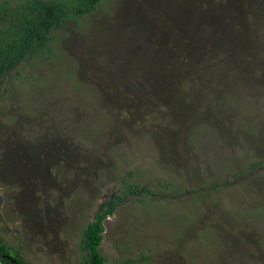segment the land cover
<instances>
[{
  "label": "rangeland",
  "instance_id": "obj_1",
  "mask_svg": "<svg viewBox=\"0 0 264 264\" xmlns=\"http://www.w3.org/2000/svg\"><path fill=\"white\" fill-rule=\"evenodd\" d=\"M53 36L0 87L12 251L82 264L126 179L152 194L106 219L107 264H264V0H104Z\"/></svg>",
  "mask_w": 264,
  "mask_h": 264
},
{
  "label": "trees",
  "instance_id": "obj_2",
  "mask_svg": "<svg viewBox=\"0 0 264 264\" xmlns=\"http://www.w3.org/2000/svg\"><path fill=\"white\" fill-rule=\"evenodd\" d=\"M104 0H0V87L6 76L24 61L31 60L45 51H50L54 32L65 23L78 20L93 13ZM1 95V92H0ZM260 162L251 163L255 167ZM127 184L122 192L115 193L104 201L94 219L86 226L81 248L82 264H107L101 252L104 240L105 221L117 207L130 196L152 194L143 184ZM204 229L202 236H207ZM207 233V234H206ZM212 236V235H211ZM203 238V237H202ZM212 238L210 239V241ZM0 236V262L2 264H33ZM140 261H148L142 256Z\"/></svg>",
  "mask_w": 264,
  "mask_h": 264
},
{
  "label": "flooded vegetation",
  "instance_id": "obj_3",
  "mask_svg": "<svg viewBox=\"0 0 264 264\" xmlns=\"http://www.w3.org/2000/svg\"><path fill=\"white\" fill-rule=\"evenodd\" d=\"M88 225V224H87ZM86 228V227H85ZM85 230V229H84ZM84 232V231H83Z\"/></svg>",
  "mask_w": 264,
  "mask_h": 264
},
{
  "label": "water",
  "instance_id": "obj_4",
  "mask_svg": "<svg viewBox=\"0 0 264 264\" xmlns=\"http://www.w3.org/2000/svg\"><path fill=\"white\" fill-rule=\"evenodd\" d=\"M0 264H2V263L0 262Z\"/></svg>",
  "mask_w": 264,
  "mask_h": 264
}]
</instances>
